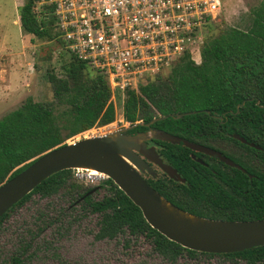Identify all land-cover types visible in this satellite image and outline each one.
<instances>
[{
    "label": "trees",
    "instance_id": "16d2710c",
    "mask_svg": "<svg viewBox=\"0 0 264 264\" xmlns=\"http://www.w3.org/2000/svg\"><path fill=\"white\" fill-rule=\"evenodd\" d=\"M38 1L41 0H23L18 10L21 32L29 35L31 40L55 42L65 48L54 25L52 7L43 6L39 17L33 12ZM67 52L70 58L60 66L61 74H56L54 68L45 72L53 100L62 107L61 112L55 114L52 105L26 98L18 108L0 118V185L44 153L65 144L66 140L93 128L114 124L116 110L107 80ZM199 54V63L185 53L165 74L135 90L126 91L124 121L146 123L159 116L197 112L180 119L168 117L151 127L210 146L239 165L243 172L221 164L223 169L215 168L219 174L217 178L208 177L210 171L192 161L188 154L191 151L183 144L156 141L161 156L174 167L203 170L199 179H190L193 202L175 206L210 219H264V108L255 105V101L264 104V0L250 10L244 28L224 27L216 34L207 35ZM43 60L49 61V58ZM244 100L251 101H246L239 112L233 114L236 105ZM214 115L234 119L229 121L226 132L239 135L246 143L221 135ZM145 130V127H136L131 132ZM249 143L259 148L250 147ZM76 181L71 170L49 176L8 210L0 218V224L12 210L33 195L50 198L61 194L68 206L58 209L54 218H46L42 212L36 217L41 224L47 223L45 228L52 227L57 237L71 232L73 225L84 216L95 215L98 217L97 231L93 236L95 241H112L121 237L127 239L124 243L127 245L129 239L141 237L148 242L153 253L169 262L183 254H197L170 242L152 229L140 210L110 179L104 178L96 186H85ZM100 190L102 196L94 199L93 192ZM60 212L66 215L65 221ZM36 228L42 231L44 226ZM26 233L29 238L33 236L28 230ZM43 248H46L45 244ZM16 250L20 258L10 256L13 262L21 263L23 258L30 260L35 255L34 250L29 252L30 243L26 239L19 240ZM199 254L221 256L244 264H264V245L231 254Z\"/></svg>",
    "mask_w": 264,
    "mask_h": 264
},
{
    "label": "rangeland",
    "instance_id": "374dc122",
    "mask_svg": "<svg viewBox=\"0 0 264 264\" xmlns=\"http://www.w3.org/2000/svg\"><path fill=\"white\" fill-rule=\"evenodd\" d=\"M259 2L260 0H223L220 15L209 28L203 30V39L224 27L244 28L248 24L250 10ZM22 4L23 0H0V118L18 108L26 98L52 105L55 114L62 110L53 100L52 88L46 80L45 72L48 68H54L56 74H61L60 66L68 62L69 53L55 42L31 40L29 35L21 32L20 26L14 22L19 20L18 10ZM8 43L11 49L7 47ZM7 49L10 50L7 51L9 53L5 52ZM199 52L192 56L195 63L200 62ZM47 57L49 61L43 60ZM118 97L117 94L115 110L121 114ZM113 123L93 128L65 143L126 126V122L118 125ZM72 173L76 182L85 186H96L104 179L103 176H92L85 171L77 176L76 171ZM102 194V190L94 191L92 196L99 199ZM66 206L68 204L61 194L50 198L33 195L22 206L12 210L0 224V264L7 262L17 249L20 239L29 240V252L34 250L35 253L30 260L23 258L21 264H244L242 261L221 256L206 257L199 253L192 256L183 254L174 262H169L153 253L148 242L141 237L129 239L127 245H124L127 239L121 237L112 241H95L93 236L97 231L98 219L95 215L84 216L79 223L73 225L71 232L62 237L55 236L52 227L45 228L46 222L41 224L36 219L41 212L46 218H54L55 212ZM62 213L60 212L61 219L65 221L67 217ZM36 226H44V229L38 231ZM27 230L33 235L30 238ZM43 244L46 248H43Z\"/></svg>",
    "mask_w": 264,
    "mask_h": 264
},
{
    "label": "water",
    "instance_id": "95a60500",
    "mask_svg": "<svg viewBox=\"0 0 264 264\" xmlns=\"http://www.w3.org/2000/svg\"><path fill=\"white\" fill-rule=\"evenodd\" d=\"M246 101L251 100H244L236 105L233 114L238 113ZM255 105L264 108V104L260 105L259 101H255ZM195 113L197 112L159 116L146 123L126 122V126L118 130L68 142L44 153L0 185V218L49 176L64 170L88 173L94 171L97 175L110 179L140 210L143 219L152 229L184 249L222 255L263 246L264 219L226 221L191 214L165 199L141 176L145 170L153 174L147 161L157 165L170 178L177 176L174 169L161 161L155 149L147 146L149 140L183 144L192 151L215 157L225 165L243 171L239 165L214 149L151 127L168 117L180 119ZM212 117L221 120L223 116ZM136 127H145L148 131L132 133ZM232 137L246 143L237 134ZM249 146L259 148L252 143Z\"/></svg>",
    "mask_w": 264,
    "mask_h": 264
},
{
    "label": "built area",
    "instance_id": "2783aa9c",
    "mask_svg": "<svg viewBox=\"0 0 264 264\" xmlns=\"http://www.w3.org/2000/svg\"><path fill=\"white\" fill-rule=\"evenodd\" d=\"M43 6L52 7L70 54L105 77L114 107L119 95L118 125L126 91L165 74L183 54H198L223 0H41L38 17Z\"/></svg>",
    "mask_w": 264,
    "mask_h": 264
},
{
    "label": "flooded vegetation",
    "instance_id": "af4514ba",
    "mask_svg": "<svg viewBox=\"0 0 264 264\" xmlns=\"http://www.w3.org/2000/svg\"><path fill=\"white\" fill-rule=\"evenodd\" d=\"M214 120L217 121L216 122V127H217L218 132L221 133V135L229 137V138H233L232 135H234V134L233 133H228V132H226V130L230 127L228 125L229 121L230 120L234 121V119H232V118L231 119H227V118L222 117L221 120L218 119V118H214ZM147 131H148V128H146V130L143 131V132H147ZM161 131H163V130H161ZM164 132H166V131H164ZM169 134H171V133H169ZM171 135H174V134H171ZM175 136H177V135H175ZM178 137H180V136H178ZM156 141H158V140H149V141H147L146 144H147L148 147H153L155 149V151H156L157 155L159 156V158L161 159V161L164 164L169 165L172 169H174L177 176L175 178H170L157 165H155L153 163H150L149 161H147V165L152 169L153 174H150V173H148L145 170V171H143L141 173V176L143 177V179L154 190L155 189L159 190V192H161L167 199H169L173 203V205H180V204L181 205H185V204L192 203L193 200L190 197V192L193 189V187H192V183H191L190 179H193V180L199 179V177L202 176L200 174V172L203 171V170H201L199 172V169H197V168L193 169V167H192V169H193L192 171L190 169L179 170L178 168L174 167L172 164L167 162L161 156V153H159L160 147L157 145ZM161 142H164V141H161ZM191 143H197V142H191ZM197 144H200V143H197ZM172 145H178V144H172ZM200 145H203V144H200ZM203 146H206V145H203ZM206 147L214 149V148H212L210 146H206ZM187 149H189V148H187ZM190 151L191 152L188 153L189 154V158L192 161H194L195 163H197V164L205 167L207 170H209L210 173H207L208 177L217 178V176L219 174L216 172L215 168L216 169H221V168L223 169L221 164H224V163L218 161V159H216L215 157H212V156H209V155H205V154H203L201 152H195V151H192V150H190ZM225 157H227V156H225ZM197 160H199V161H197ZM187 174H189L188 175L189 177H187ZM211 174H213V175H211ZM48 228H50V227L48 226L47 229ZM54 230H55V228H54ZM0 231H1V229H0ZM54 234H55V232H54ZM0 237H1V235H0ZM1 241L2 240H0V242ZM16 251L17 250H15V252L11 256L13 258L16 257V259H19L20 258L19 251H17V252ZM21 263H17L16 261L15 262L11 261L10 257H9L7 262L4 263V264H21Z\"/></svg>",
    "mask_w": 264,
    "mask_h": 264
},
{
    "label": "crops",
    "instance_id": "0c3cea01",
    "mask_svg": "<svg viewBox=\"0 0 264 264\" xmlns=\"http://www.w3.org/2000/svg\"><path fill=\"white\" fill-rule=\"evenodd\" d=\"M14 23L17 24V25H19V20L17 19V21H15ZM19 26H20V25H19ZM8 42H10V41H8ZM9 44H10V43L7 44V47H8L9 49H11L10 46H9ZM9 49L5 50V52H6V53H9V52H7V51H10ZM11 52H12V51H11ZM114 108H115V107H114ZM116 113H117V111H116Z\"/></svg>",
    "mask_w": 264,
    "mask_h": 264
},
{
    "label": "bare ground",
    "instance_id": "6f19581e",
    "mask_svg": "<svg viewBox=\"0 0 264 264\" xmlns=\"http://www.w3.org/2000/svg\"><path fill=\"white\" fill-rule=\"evenodd\" d=\"M89 174L92 175V176H98L97 173L94 172V171H90Z\"/></svg>",
    "mask_w": 264,
    "mask_h": 264
}]
</instances>
